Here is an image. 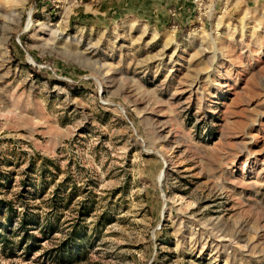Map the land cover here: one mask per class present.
<instances>
[{"label": "rangeland", "instance_id": "1", "mask_svg": "<svg viewBox=\"0 0 264 264\" xmlns=\"http://www.w3.org/2000/svg\"><path fill=\"white\" fill-rule=\"evenodd\" d=\"M0 264H264V0H0Z\"/></svg>", "mask_w": 264, "mask_h": 264}, {"label": "trees", "instance_id": "2", "mask_svg": "<svg viewBox=\"0 0 264 264\" xmlns=\"http://www.w3.org/2000/svg\"><path fill=\"white\" fill-rule=\"evenodd\" d=\"M20 197H23V195H20ZM50 205H51V208H53L54 210L58 211V209H59V196H56L53 199H51V204ZM25 213L26 212L22 213L20 221H19L20 227L23 228V229L26 228V225H31V223L34 222L33 221L34 215L27 217V216H24ZM54 226H55V224H52L47 219V221L44 223V225L42 227L43 228L42 233H45V232L48 233V234L51 233L54 230ZM24 232H25V234L22 235L20 237V239H19V243L21 245L24 244L25 240L28 239L29 237L30 238L34 237L33 235L27 233V231L24 230ZM70 236H71V238L68 241V244L64 248H61V251H62L61 252V256L66 254L67 255V258H66L67 261L72 263L73 260L70 261L71 256L74 257L76 260L79 259V258L81 259V257H83V256H81V253H84L86 251V249L82 248L81 247V241H78L79 232H77V230L76 231L72 230L71 233H70ZM3 238H5V237H3ZM5 241H6L5 239L2 240V243L5 244ZM63 252L65 254H63ZM64 257H66V256H64Z\"/></svg>", "mask_w": 264, "mask_h": 264}, {"label": "built area", "instance_id": "3", "mask_svg": "<svg viewBox=\"0 0 264 264\" xmlns=\"http://www.w3.org/2000/svg\"><path fill=\"white\" fill-rule=\"evenodd\" d=\"M193 3H194L196 6L200 7V6L203 4V0H193Z\"/></svg>", "mask_w": 264, "mask_h": 264}]
</instances>
